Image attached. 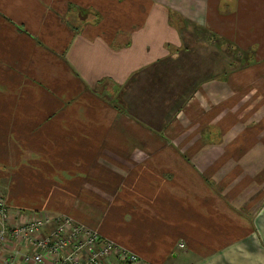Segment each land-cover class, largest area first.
Here are the masks:
<instances>
[{
  "label": "crops",
  "instance_id": "obj_1",
  "mask_svg": "<svg viewBox=\"0 0 264 264\" xmlns=\"http://www.w3.org/2000/svg\"><path fill=\"white\" fill-rule=\"evenodd\" d=\"M172 15L239 48L255 22L264 65V0H0V190L138 264H264V107L171 71Z\"/></svg>",
  "mask_w": 264,
  "mask_h": 264
},
{
  "label": "built area",
  "instance_id": "obj_2",
  "mask_svg": "<svg viewBox=\"0 0 264 264\" xmlns=\"http://www.w3.org/2000/svg\"><path fill=\"white\" fill-rule=\"evenodd\" d=\"M0 197L1 264H138L139 257L67 216L33 214L12 225ZM15 243L18 249L7 246ZM9 249L7 252L6 250ZM22 249L21 253L18 250Z\"/></svg>",
  "mask_w": 264,
  "mask_h": 264
},
{
  "label": "rangeland",
  "instance_id": "obj_3",
  "mask_svg": "<svg viewBox=\"0 0 264 264\" xmlns=\"http://www.w3.org/2000/svg\"><path fill=\"white\" fill-rule=\"evenodd\" d=\"M251 6L255 7V2L250 3ZM222 13V11H220ZM71 21H73L75 24H80L81 19L80 18H70ZM183 26L185 28H181L180 34L182 39V49L181 54L176 55L175 57L188 59L191 62H187L188 65L182 66V65H172L170 66V70L173 71L175 74L184 75L188 74L187 77L191 76H213L224 74L227 71H232L234 68H238L241 66V63L238 61V56L225 44H221L218 42V44H215L214 41L207 38V34H202L198 29L195 28L194 23H188L183 22ZM253 27L248 32L247 35H245L241 41H238L239 44L246 42L247 45L244 46L243 50L248 49L249 47H254L255 51V59L256 57L260 58V50L258 47L259 40H254V36L260 32L256 31L254 29V25H256L255 22H252ZM218 31H224V29H217ZM235 37H238V35L235 34ZM228 61H231L232 64L230 67H228ZM252 66V65H250ZM248 66V67H250ZM186 68L188 70L184 71ZM247 67L238 68L234 71H232L231 80L233 81L234 88L241 89L243 94L247 93V96L251 97V99L259 100L258 108L264 107V76H261V78L257 77L258 74H264V65L263 66H256L254 69H246ZM184 69V70H183ZM202 74V75H200ZM201 80V79H200ZM164 83L159 80L154 82V85L152 87H149L147 91L152 90H163L164 89ZM165 91V90H164ZM250 91V92H249ZM241 94H238V97ZM248 97V98H249ZM255 105L254 102H251L250 104ZM252 116V114H250ZM261 116V114H260ZM12 173V169H11ZM0 197L4 199L6 205L9 207L10 213V223L14 225L20 217H22L24 220L30 216H33V214H41L45 216H50L48 213L45 212H34V211H25L18 209L17 207H14L13 204L9 203V200L7 201L6 194L0 190ZM16 197V196H15ZM10 199L12 196L10 195ZM15 249H18V246L14 247ZM22 249L18 250V253L20 254Z\"/></svg>",
  "mask_w": 264,
  "mask_h": 264
},
{
  "label": "trees",
  "instance_id": "obj_4",
  "mask_svg": "<svg viewBox=\"0 0 264 264\" xmlns=\"http://www.w3.org/2000/svg\"><path fill=\"white\" fill-rule=\"evenodd\" d=\"M184 21L188 22L186 19L181 18V17H176L175 15H172L170 17L171 25H173V27L179 31L181 30V28L182 29L185 28L183 26ZM197 28L202 34H207V38L214 41L215 44H218V42H220L221 44H225L226 46H228L238 56V61L241 63V66L238 68H243L244 66L248 67L254 63L255 61L254 47H249L248 49L243 50L239 48L238 46H236L233 42H231L230 40L226 39L223 36H220L219 34L210 33L209 31L201 27H197ZM231 64L232 62L228 61V64H227L228 67H230ZM236 69L234 68L232 71ZM232 71H227L224 74H221L220 76L217 75V77L221 79H225L230 73H232Z\"/></svg>",
  "mask_w": 264,
  "mask_h": 264
}]
</instances>
